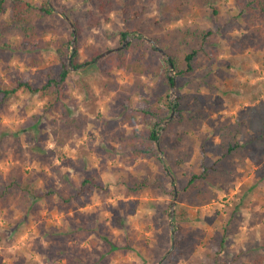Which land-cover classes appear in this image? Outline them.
I'll return each instance as SVG.
<instances>
[{"label":"rangeland","instance_id":"1","mask_svg":"<svg viewBox=\"0 0 264 264\" xmlns=\"http://www.w3.org/2000/svg\"><path fill=\"white\" fill-rule=\"evenodd\" d=\"M27 1L40 7L45 0ZM51 3L55 14L41 24L43 37L12 24L11 1L0 13V89L19 80L40 86L47 68H59L60 41L74 40L67 15L84 30L81 63L94 50H125L142 36V46L126 52L144 60L147 71H115L107 79L100 58L87 74L72 70L62 105L53 110L38 95L0 94V187L10 186L0 203V264H264V143L247 131L240 141L245 152L229 157L216 131L233 124L255 97L264 99V15L241 16L235 0H218V15L191 2L165 24L161 11L173 0H136L126 8L116 2L110 21L92 28V0ZM185 27L214 32L212 57L201 54L195 74L178 76L167 67L169 55L149 45ZM172 46L175 58L191 51L178 39ZM131 94V110L146 98L165 118L159 157L171 166L174 183L156 158H134L127 146L142 143L132 139L144 128L141 118L133 124L126 116ZM205 167L211 177L199 183L212 200L200 203L191 188L182 190ZM84 178L97 183L94 193L78 192ZM172 191L178 194L173 219ZM95 229L121 249L108 253Z\"/></svg>","mask_w":264,"mask_h":264},{"label":"trees","instance_id":"2","mask_svg":"<svg viewBox=\"0 0 264 264\" xmlns=\"http://www.w3.org/2000/svg\"><path fill=\"white\" fill-rule=\"evenodd\" d=\"M12 2L11 6V22L16 27L27 26L25 31L34 36L44 35V31L40 29L41 24L46 23V19L55 14L54 6L51 3V0H45L40 7H35L27 0H0V13L6 12V3ZM94 2V9L88 11V18H90V26L93 28H98L103 22L110 21V15L114 12L116 7V2L122 7L134 6L136 0H92ZM152 0H148L150 3ZM218 0H173L171 4H162L165 11H161L163 14V22L165 24L178 19L180 15L184 12V6L188 3H196L200 7H207L212 10L213 15H218L219 11L216 8ZM239 8L240 15L253 14L258 12V16L262 17L264 15V0H235ZM131 4V5H130ZM141 12H135L134 18H138ZM36 15V16H35ZM36 17V25L34 24V18ZM68 17V15H67ZM257 17V16H254ZM71 23L74 25L76 30L77 39L75 45L72 44L71 40L62 39L60 41V47L57 49V55L59 58V68H47L44 71V76L41 77L43 81L42 85H35L31 81H16L15 85L8 86L5 89H0V94L5 97H10L13 95L20 94H32L38 95L44 102L46 109L53 110L58 105H62V99L64 98V89L67 85V81L71 75L72 70H82L84 74H87L89 68L95 64V61L100 59L101 55L105 51L94 50L92 51L91 58L86 62L81 63L80 58V40L79 37L83 33V28L79 19H74L69 17ZM248 19V18H247ZM68 22V21H67ZM69 23V22H68ZM250 23H253V19H250ZM202 31V30H201ZM128 31L121 32L122 41H125L128 36ZM134 33H138L134 31ZM73 35V32H72ZM214 35L212 30H207L200 32L191 31L187 27L183 29H176L169 32H166L164 36H160L154 39V43L158 46L149 45V48L155 53L160 55V49L166 52L169 55V61H167V67L174 68L176 75H192L201 67L200 56L204 54L208 59L212 57L210 50L211 39ZM181 41L184 44L190 45L191 51H184L181 55L179 54L176 58L171 53L173 49V42ZM144 38L142 36L136 37L125 50H119L112 52L106 57L100 59L98 67L107 79L113 78V72L115 71H127V70H138L139 74H144L147 71L145 67L144 60H135L132 56H127V50L132 48H138L142 46ZM136 46V47H135ZM107 51V50H106ZM216 56V55H215ZM142 59V58H140ZM106 64V65H103ZM136 69V70H135ZM167 81L170 85L174 86L175 80L172 76H167ZM144 99V98H143ZM128 105L126 106L127 118L128 120L136 124L138 119L141 118V122L144 123V128L141 131L136 130L135 136L132 140L136 141L137 139L142 140V143H131L129 142L127 146L132 147L134 158L144 157V158H156L159 163V167L162 168L167 176L170 178L171 182L176 181L175 174L171 171V166L166 160H163L159 157L158 146L164 141V136L167 134L168 129H165L163 134L160 135V132L163 130L161 124H163L165 118L159 116L157 112L152 108L150 104L151 101H146V98L138 104V107H134L131 110V103L133 102L132 94L126 98ZM254 105L248 108L240 117H238L233 124H224L221 129H217V135L221 139V145L218 148L225 150V153L229 157L240 156L245 152L246 146L240 143L242 138H245V133L247 131L252 132L259 141L260 145L264 143V99L257 100V97L254 98ZM166 103V102H165ZM170 107H173L168 102ZM181 105V104H180ZM178 106V104H177ZM152 119L155 120V123L152 122ZM148 129H147V128ZM210 167H205L202 174L197 175L193 174L191 179L188 182V186L183 189L191 188L196 198L200 200V203L205 201H211L212 198L205 195L201 184L199 181H207L210 175ZM135 186H139V183H136ZM97 183L91 178H84L81 183V187L78 192L92 194L97 189ZM85 189L88 191L85 192ZM10 186H1L0 187V203L7 200L8 191ZM130 192L137 193L133 187H129ZM29 192V189H25ZM36 194V193H35ZM53 191L49 193L52 196ZM174 196L175 191L170 192ZM37 195V194H36ZM37 198V196H34ZM99 238L103 239L104 242L110 245V250L108 253L115 252L120 250L121 247L114 244L109 236L99 231L98 229L94 230ZM226 232V231H225ZM226 236L224 235L221 240L223 245L226 242ZM173 238V237H172ZM175 239V238H174ZM110 251V252H109ZM165 256V255H164ZM264 259V258H262ZM213 264H218L217 260L213 261ZM258 264H263L262 261H259Z\"/></svg>","mask_w":264,"mask_h":264},{"label":"water","instance_id":"3","mask_svg":"<svg viewBox=\"0 0 264 264\" xmlns=\"http://www.w3.org/2000/svg\"><path fill=\"white\" fill-rule=\"evenodd\" d=\"M66 20L69 22V24L71 25V28H72V30H73L74 40H73L72 43L74 44L75 41H76V30H75L74 25L71 23V20L69 19V17H66ZM126 43H127V42H125L124 45H126ZM124 45H123V47H124ZM119 50H121V48H117V49H115V50L107 51V52L103 53L100 57L103 58V57H105V56L111 54L112 52H116V51H119ZM160 52H162V51L160 50ZM162 53H163V52H162ZM171 67H172V65H171ZM171 118H172V116H171L169 119H171ZM177 198H178V194H177V191H175V194H174V201H173L172 204H171V219H173V217H174V211H175L174 208H175V205H176Z\"/></svg>","mask_w":264,"mask_h":264}]
</instances>
